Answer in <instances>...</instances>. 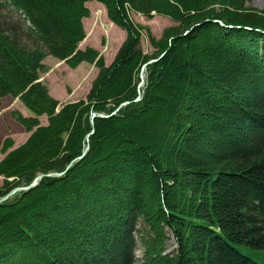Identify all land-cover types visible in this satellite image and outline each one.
Wrapping results in <instances>:
<instances>
[{
	"label": "trees",
	"instance_id": "1",
	"mask_svg": "<svg viewBox=\"0 0 264 264\" xmlns=\"http://www.w3.org/2000/svg\"><path fill=\"white\" fill-rule=\"evenodd\" d=\"M91 1L126 32L110 64L80 48ZM247 1L1 2L27 22L0 17V108L35 115L0 145V198L45 176L0 203V264H264V8ZM133 13L174 25L157 38ZM47 56L95 65L85 98L50 93Z\"/></svg>",
	"mask_w": 264,
	"mask_h": 264
},
{
	"label": "rangeland",
	"instance_id": "2",
	"mask_svg": "<svg viewBox=\"0 0 264 264\" xmlns=\"http://www.w3.org/2000/svg\"><path fill=\"white\" fill-rule=\"evenodd\" d=\"M0 0V17L9 19L12 17L14 20L21 22L25 27L24 16L13 7L2 5ZM91 11V16L84 20L86 29V38L80 43V48L85 49L88 46L97 48L105 57L106 63H110L115 57L121 43L126 38V32L117 25H114L107 17L105 7L97 1L87 3ZM247 6L257 9L264 8V0H248ZM133 18L146 26H149L152 33L160 38L166 27L174 25V22L166 16L154 15L152 18L133 13ZM142 47L145 51L150 52L153 50L151 44L144 36L142 38ZM46 70L40 73V80L47 85L50 93L60 100V102L76 101L85 98L88 94L91 84L98 74V69L94 64L82 62L76 69H71L64 61H60L53 56H47L44 59ZM19 112L25 116L35 115L19 98L6 96L2 100L0 108V145L4 139L11 137L14 141V147L22 144L28 138L29 133L17 121L15 114ZM43 124L47 123L45 115L40 116ZM0 154V160L3 158ZM3 183V177L0 176V184ZM138 239L136 249V259L142 257L141 243ZM175 248V242L171 239L167 246V252ZM242 250V249H241ZM247 254L246 250H242ZM253 258L264 262L262 253L249 252Z\"/></svg>",
	"mask_w": 264,
	"mask_h": 264
},
{
	"label": "water",
	"instance_id": "3",
	"mask_svg": "<svg viewBox=\"0 0 264 264\" xmlns=\"http://www.w3.org/2000/svg\"><path fill=\"white\" fill-rule=\"evenodd\" d=\"M220 23H221L222 25L224 24L222 21H221ZM199 25H200V24H197V25L193 26L192 28H190V29L185 33V35H187V34H189L190 32H192V31L195 29V27H197V26H199ZM64 62H65V61H64ZM150 62H151V61H150ZM142 78H143V81L140 83V86H142V85L144 84V74H142ZM97 117H107V115L104 114V113H96V112H94V113L91 115V122H92V124H94V121H95V119H96ZM93 132H94V131H92L91 133H89V134L87 135V139L90 137V135H91ZM88 149H89V145L86 146V148H85V150H84V152H83V156L86 155ZM83 156H81V157H83ZM81 157L78 158V159H81ZM70 166H71V165H70ZM61 174H62V173L51 172V173H49L47 176H52V177H53V176H57V175H61ZM44 176H45L44 174H39V175L36 176V177L32 180V182H30L29 184H27V185H22V186H18V187H16V188L12 189V190H11L6 196L0 198V203H1V202H4V201H6V200H8V199H10V198H12V197H14V196H16V195L19 194V193H24V192H27V191H29V190L35 188V187L40 183V181L42 180V178H43Z\"/></svg>",
	"mask_w": 264,
	"mask_h": 264
},
{
	"label": "crops",
	"instance_id": "4",
	"mask_svg": "<svg viewBox=\"0 0 264 264\" xmlns=\"http://www.w3.org/2000/svg\"><path fill=\"white\" fill-rule=\"evenodd\" d=\"M84 20H85V19H84ZM121 44H122V43H121ZM113 59H114V58H113ZM113 59H112V60H113ZM111 62H112V61H111ZM111 62H110V63H111ZM110 63H107V64H110Z\"/></svg>",
	"mask_w": 264,
	"mask_h": 264
}]
</instances>
